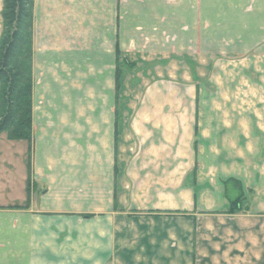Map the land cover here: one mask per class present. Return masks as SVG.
I'll list each match as a JSON object with an SVG mask.
<instances>
[{
    "label": "crops",
    "instance_id": "crops-1",
    "mask_svg": "<svg viewBox=\"0 0 264 264\" xmlns=\"http://www.w3.org/2000/svg\"><path fill=\"white\" fill-rule=\"evenodd\" d=\"M32 52L0 264H264V0H33Z\"/></svg>",
    "mask_w": 264,
    "mask_h": 264
},
{
    "label": "trees",
    "instance_id": "trees-1",
    "mask_svg": "<svg viewBox=\"0 0 264 264\" xmlns=\"http://www.w3.org/2000/svg\"><path fill=\"white\" fill-rule=\"evenodd\" d=\"M0 34V134L8 139L32 138L33 0H2ZM116 71V89L119 87ZM241 197L228 212L239 208Z\"/></svg>",
    "mask_w": 264,
    "mask_h": 264
},
{
    "label": "rangeland",
    "instance_id": "rangeland-1",
    "mask_svg": "<svg viewBox=\"0 0 264 264\" xmlns=\"http://www.w3.org/2000/svg\"><path fill=\"white\" fill-rule=\"evenodd\" d=\"M221 5H225L226 6V3H223ZM226 7H224V9H226ZM207 8L208 7L206 6V9ZM248 9H250V8H248ZM208 16H210V15H208ZM204 46H206V45H204ZM242 58H246V57H241L240 58V56H237V58L233 59V61H235V62H241V63H243V65L236 66L237 67L236 69L239 70L241 68H244L245 70H247L249 67L246 65L245 59H242ZM180 60L182 62L180 64H184L185 65V68H187V72L190 71V73H192V74L193 73L194 74L197 73L196 76H197V79L199 78V80H202V81H206L207 82V81H209V78L212 77V74H214V73H212L211 69L210 70L205 69L206 66H209L210 65V60L209 59L206 60V61H204L203 66L201 65L202 67L201 66H196V64H194L193 61H190V60H187V59L186 60L185 59H180ZM171 61H172V64L179 65V63H178L179 62V59H173ZM211 61H212L211 64H213L214 60H211ZM254 61H256V58H254ZM254 61H252V62L254 63ZM257 74H258V72L256 70H253L252 72H250V75L253 78H256L257 77ZM59 256H60V258H58V260H55L54 262H59V264H61L62 261L64 263H66V264H84V261L82 259H80V258H75L73 260L72 259L67 260V259H63L62 255L59 254ZM54 259H56V258H53V260Z\"/></svg>",
    "mask_w": 264,
    "mask_h": 264
}]
</instances>
